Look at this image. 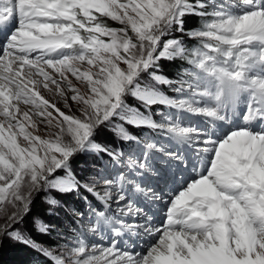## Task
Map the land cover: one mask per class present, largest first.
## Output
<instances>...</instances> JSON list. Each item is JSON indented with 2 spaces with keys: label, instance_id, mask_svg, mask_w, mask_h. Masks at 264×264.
I'll return each instance as SVG.
<instances>
[{
  "label": "snow or ice",
  "instance_id": "snow-or-ice-1",
  "mask_svg": "<svg viewBox=\"0 0 264 264\" xmlns=\"http://www.w3.org/2000/svg\"><path fill=\"white\" fill-rule=\"evenodd\" d=\"M41 195L71 220L55 236ZM5 241L37 264H264V0H0Z\"/></svg>",
  "mask_w": 264,
  "mask_h": 264
},
{
  "label": "rangeland",
  "instance_id": "rangeland-1",
  "mask_svg": "<svg viewBox=\"0 0 264 264\" xmlns=\"http://www.w3.org/2000/svg\"><path fill=\"white\" fill-rule=\"evenodd\" d=\"M168 73V72H167ZM170 76L173 75L171 73H168ZM110 139H114V141L110 140ZM107 142L112 146V147H117L118 145H121L120 141H117L114 137H111L109 135V138L107 140ZM122 150L125 152H128L129 149L127 147H123L122 146ZM132 151H136L135 148L132 149ZM88 167V165H86L84 163L83 160H81L78 164L74 165V170L76 171L77 175L80 177H83L86 175L84 169H86ZM53 195H56L55 193H53ZM85 195H87V193H85ZM40 203L42 206V210H43V214L42 215H34L32 214L33 217H39L44 223L49 224L52 228H53V236H55V230H60V231H65L66 226L71 224V220L69 218H66L65 213L62 209H53L52 213H49V205L44 201L43 196L41 195L40 197ZM61 199L62 204H64V207L67 208L68 204L71 203L74 206H76L77 208H81L83 209L85 212L87 211V207L86 205H84L82 202L74 200V199H69V198H64V197H58ZM89 199H92V197H89ZM28 229L31 231L32 236L34 235L35 237H43L46 235H41L39 233H37L35 231V228L33 226L32 223V219H29L28 225H27ZM37 240V239H36ZM4 243H8L11 245H18L21 246L29 251H33L32 249L25 247L21 244H16L13 243L12 241H5ZM42 243H44L46 246H50V245H55L57 243V241L49 236L46 237L45 241H43ZM2 246H0L1 248ZM39 257L43 258L42 256L39 255Z\"/></svg>",
  "mask_w": 264,
  "mask_h": 264
},
{
  "label": "trees",
  "instance_id": "trees-1",
  "mask_svg": "<svg viewBox=\"0 0 264 264\" xmlns=\"http://www.w3.org/2000/svg\"><path fill=\"white\" fill-rule=\"evenodd\" d=\"M164 71L174 74L176 69L174 66L165 64ZM112 141L114 139H110ZM40 203V198H37L35 202V207L33 209L34 215H42L43 210ZM34 237V235H33ZM47 236L43 237H35L40 242L45 241ZM44 260V258L39 257V254L34 251H29L27 249L24 250L23 247L18 245H11L8 243H4L0 248V264H37V261ZM45 264H49V262L45 261Z\"/></svg>",
  "mask_w": 264,
  "mask_h": 264
}]
</instances>
